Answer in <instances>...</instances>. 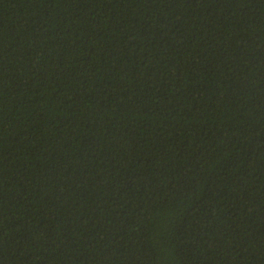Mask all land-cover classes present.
Returning <instances> with one entry per match:
<instances>
[{"label": "trees", "instance_id": "16d2710c", "mask_svg": "<svg viewBox=\"0 0 264 264\" xmlns=\"http://www.w3.org/2000/svg\"><path fill=\"white\" fill-rule=\"evenodd\" d=\"M0 264H264V0H0Z\"/></svg>", "mask_w": 264, "mask_h": 264}]
</instances>
